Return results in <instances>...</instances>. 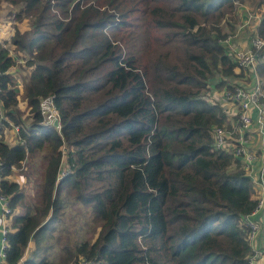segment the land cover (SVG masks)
Returning <instances> with one entry per match:
<instances>
[{"label": "trees", "instance_id": "trees-1", "mask_svg": "<svg viewBox=\"0 0 264 264\" xmlns=\"http://www.w3.org/2000/svg\"><path fill=\"white\" fill-rule=\"evenodd\" d=\"M8 1L24 3L19 16L34 12L35 20L30 35L0 37V192L12 213L25 207L6 234L7 262L249 264L246 215L258 202L254 184L232 152L214 147L213 127H230L229 116L203 95L245 74L223 43V24L238 23L236 0H118L123 16L109 10L116 0L102 11L93 3L82 8L83 0ZM256 1L264 37V0ZM58 7L63 16L52 13ZM133 10L144 11L149 32H126L139 44L150 33L147 62L108 30L125 31ZM89 31L100 44H83ZM12 44L34 58L26 60L31 69L22 89L20 70L11 72L18 59ZM85 48L96 56L84 55ZM259 69L264 74V60ZM47 96L60 109V128L43 121ZM11 128L14 143L5 138ZM63 151L72 167L64 175ZM39 152L42 183L27 203L15 172L27 167L25 175L32 174L38 162L27 160ZM77 199L92 205L98 232L93 226L89 238L62 243L54 257L26 255L31 238L39 251L41 238L54 235ZM76 222L75 232L88 227Z\"/></svg>", "mask_w": 264, "mask_h": 264}, {"label": "built area", "instance_id": "built-area-1", "mask_svg": "<svg viewBox=\"0 0 264 264\" xmlns=\"http://www.w3.org/2000/svg\"><path fill=\"white\" fill-rule=\"evenodd\" d=\"M242 25L234 34H228L223 43L228 48L229 54L237 62V70H244V75L238 79V83L215 94L211 99L210 95L204 97L210 101H218L225 107L229 116L230 127L226 125H215L213 127L214 147L216 149H226L238 158L246 173L250 176L253 184L264 190V80L258 73V60L264 58V37L258 33L244 45H236L235 38L243 27L249 26L254 19H259L260 15L247 10ZM257 19V20H258ZM43 121L46 124L61 126L60 110L53 96L44 97L40 103ZM257 127V128H256ZM59 128V127H58ZM15 131H19V126H15ZM257 134L259 139V149L253 148L254 137ZM2 164L0 160V179L2 177ZM65 173H63L64 175ZM258 202L253 211L246 215L249 226V240L254 247L257 234L261 224L254 216L264 209V194L257 197ZM0 207L2 214L8 220L12 213L9 204V197L0 192ZM8 226L2 229L0 238V264H10L6 260V234ZM264 255V236L260 248L249 258V264H261L259 257ZM76 264H94L92 260L80 259Z\"/></svg>", "mask_w": 264, "mask_h": 264}, {"label": "rangeland", "instance_id": "rangeland-1", "mask_svg": "<svg viewBox=\"0 0 264 264\" xmlns=\"http://www.w3.org/2000/svg\"><path fill=\"white\" fill-rule=\"evenodd\" d=\"M110 1L112 3V0ZM90 3H93L95 6H99L101 8L100 11H102L104 7L110 6L108 5L109 0H88V1L83 0L82 8L85 7L86 5H89ZM117 3H118V0H116L113 3L114 6L109 7V10L112 12H115L117 15H122V16L125 15L126 13L125 11L122 12L120 8L115 7V5L119 6L117 5ZM24 8H25L24 3H11L8 0H0V37L5 36L8 39H12L18 32L20 34L30 35L32 29L30 30L29 27L31 26L33 28L35 14L34 12H23L24 13L23 16H19L20 11L24 10ZM58 8H55V10L51 9L52 13L60 14V16H63L64 14L61 12L60 7ZM247 10H250L253 13L259 14L261 16L263 7H260L256 0H236V13L238 16V23L235 29L234 28L229 29L228 26L226 27V24H223V27L226 30L227 35L234 34L235 32L238 31V29L240 28L243 22V12L245 11L246 13ZM258 10L261 11V13H259ZM144 14L145 13L143 10L139 12H136L133 10L128 14V16L125 17L126 18L125 22L129 25V27H127L125 31H119V28L116 30L115 29H111V30L108 29V30L111 33V39H113L114 41L120 42V45L122 48H129L130 50L134 51L138 57L142 58L144 56L147 62L146 49H151V47L148 45L153 42V39L150 38V33H148L143 44H139L138 42H136L135 39H131V40L128 39V32L132 35L135 31L139 29H141V31L149 32L147 25L142 24ZM258 24L259 23H257V19H254L249 26L243 27L240 30V32H238V35L235 38V44L240 46V45H244L245 43H248L252 39V37L257 34ZM3 31H5L6 34ZM91 32L92 31H89L88 37L84 38L83 44L85 46H89V44H91L94 41L97 45L100 44V42L96 40V37L91 36L92 34ZM10 49L12 53H15L16 56H18L16 67H15L16 69L12 68L11 72L15 73V70L17 69L20 70V72L16 73V80H17V87L19 89H22V81H23L24 75L26 74L28 75L31 69V67L27 65L26 60L34 59V58L33 57L30 58L29 56L31 55L27 51L20 50L16 48V46L13 44L10 45ZM93 54L95 53L89 52L87 48L84 49V55L95 57L96 55L93 56ZM96 54L100 55V51L97 52ZM260 60H264V58L261 57V59L258 60V63H257L258 73L264 80V74L259 69ZM218 92H220L219 89H215L211 92H209V89H208V91L207 90L204 91L203 95L212 96L213 94H215L217 96ZM213 97L214 95L211 97V99ZM23 116L25 118V121L28 123V118H27L26 113H24ZM58 127L60 128L61 126H58ZM9 133H10V130H7L5 135L9 136ZM10 141L11 143L16 142L17 137L15 136L12 137ZM65 152L66 151H63V162L61 165V174L66 173L68 171L70 172L72 171V167H70L69 163L67 162L68 159L65 156L66 155ZM42 155L43 153L39 152L38 155L34 159L33 157L28 158L27 162H30V164L32 165H34L35 162H38V166H36L35 164L32 167L33 173L30 174L29 176L25 175L26 173L25 170L27 167L22 170L21 169L17 170L15 172V174L17 173L15 175V178L21 183L22 189L25 191L24 201H26L27 203H31L34 200L36 193H38L39 188H40L39 184L42 183L41 179H42L43 174H42V170H40V165L43 162ZM36 170H37V173H36ZM24 211H25V207L22 203H20L18 206L15 207L13 216L16 215L17 213H21ZM92 214H93L92 205L90 203L85 204L83 201L79 199L74 200L73 203L71 204V208L66 213L65 222L61 224L60 222H58L56 224L54 235L51 237L48 236V237L41 238L40 244L42 248L39 251L35 250L36 248L35 239L31 238L29 242L30 245H28V249L26 253L29 256H33L37 259H40L43 253L52 255L51 251L53 250L54 247L52 246L47 247L48 244H51V243L56 244L59 242V244L55 247L56 249H60V245L62 243H66L68 241L73 242V241L85 239L86 237L89 238L91 235V229L93 226L95 229V233H97L99 230V227H97L98 223L93 221ZM77 219L82 221V223H87L88 228L86 227L85 231L83 229L77 232L74 231V225L79 223V222L78 223L76 222ZM59 235H61L62 237L61 241L58 240ZM33 244L35 245V247L32 249L30 248V246L33 247Z\"/></svg>", "mask_w": 264, "mask_h": 264}, {"label": "crops", "instance_id": "crops-1", "mask_svg": "<svg viewBox=\"0 0 264 264\" xmlns=\"http://www.w3.org/2000/svg\"><path fill=\"white\" fill-rule=\"evenodd\" d=\"M245 11L243 12V20H244V18H245ZM258 19V18H257ZM259 20V19H258ZM258 20H257V23H259L258 22ZM246 40V39H245ZM257 128V127H256ZM16 137V133L12 130V128L10 129V133H9V136H7V135H5V137H6V139L7 140H11L12 139V137ZM253 148L254 149H257L259 152H260V149H259V139L257 138V134L255 135V137H254V141H253ZM254 190H255V194H256V196L257 197H260V195L261 194H264V190H262L260 187H258L257 185H255L254 184ZM254 218L255 219H257L259 222H260V224H261V227H260V231H259V233L257 234V238H256V240H255V244H254V247H253V254L256 252V250H257V248H260L261 247V244H262V238H263V236H264V209H263V211L262 212H260V213H258V214H256L255 216H254ZM12 221H13V213H11V215H10V217L8 218V220H6V218L4 217V215L2 214V209H1V207H0V238H2V229H3V227L6 225V226H8V231L10 230V225H11V223H12ZM88 228V227H87ZM84 231L86 230V228H84L83 229ZM59 244V242L58 243H56V244H54V243H52L51 244V246L52 247H54L53 248V250L51 251V254L52 255H50V256H52V257H54V256H56V254H57V252L59 251V249H56V247L55 246H57ZM0 245H1V241H0ZM30 245V244H29ZM61 246V245H60ZM35 247V245L33 244V247L32 246H30V248H34ZM27 249H28V247H27ZM49 253V252H48ZM26 255H28L27 253H26ZM259 260H260V263L261 264H264V255H262V256H260L259 257Z\"/></svg>", "mask_w": 264, "mask_h": 264}]
</instances>
